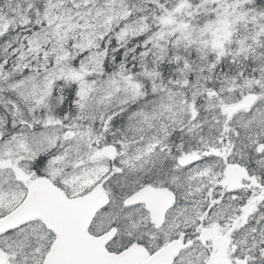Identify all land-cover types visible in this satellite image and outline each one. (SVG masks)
<instances>
[{
	"label": "snow or ice",
	"instance_id": "obj_1",
	"mask_svg": "<svg viewBox=\"0 0 264 264\" xmlns=\"http://www.w3.org/2000/svg\"><path fill=\"white\" fill-rule=\"evenodd\" d=\"M0 264H264V0H0Z\"/></svg>",
	"mask_w": 264,
	"mask_h": 264
}]
</instances>
